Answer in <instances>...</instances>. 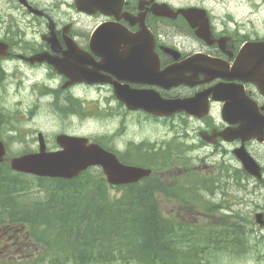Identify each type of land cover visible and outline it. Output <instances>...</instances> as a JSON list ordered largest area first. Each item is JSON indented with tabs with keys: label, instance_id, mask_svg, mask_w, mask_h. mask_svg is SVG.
I'll return each instance as SVG.
<instances>
[{
	"label": "flooded vegetation",
	"instance_id": "1",
	"mask_svg": "<svg viewBox=\"0 0 264 264\" xmlns=\"http://www.w3.org/2000/svg\"><path fill=\"white\" fill-rule=\"evenodd\" d=\"M10 3L17 13H10L9 21L0 19V25L5 24L0 28V40L7 44L0 47V102L3 98L31 99L30 108L22 110L24 117L35 118L45 109L60 115L67 123L76 118L83 124L85 93L81 89L95 87L99 94L109 91L107 101H115L127 112L138 113L146 119L185 118L198 122L199 132L207 130L212 140L208 143L201 139L202 147L234 144V150L243 141H228L219 135L227 127L234 126L225 121V91L222 93L224 99L210 92L219 85L225 88V83H232L239 100L235 101L236 109L228 101L231 108L257 117L264 125V95L254 82L242 80L245 74L235 66L239 65L242 70L251 67L250 61L255 55L247 53L240 61V52L246 43L264 41V37L253 27L246 26L250 22H240L232 15L225 17V12L221 16L217 9L225 6V0H47L45 3L10 0ZM39 7L47 14H33L34 8ZM104 24L108 28L94 35L93 32ZM68 52L81 56V52L84 53L83 60L71 56L68 75L60 73L47 61H31L33 56L47 53V57L60 64L62 58L67 59ZM86 53L93 54L99 78L104 82L91 85L84 81L73 82L79 77H69L82 73L86 56L89 57ZM124 95L132 100H147L148 97L188 100L201 95L200 100L206 102L208 113L198 117L180 110L169 116H159L143 109L127 108L121 101ZM1 103L0 138L11 155L6 163L15 156L39 152L43 145L48 151L59 150L57 136L60 133L80 135L74 130L49 135L40 125H23V119L18 116L16 124H8L5 128L8 111ZM93 110L95 108L90 112ZM119 135V131L115 132L114 139ZM104 142L126 164L152 165L147 159L154 162L167 157L175 162L179 159L178 146H165L164 140L151 144L146 140L130 139L125 152ZM254 143L259 142L249 140L245 146L250 151ZM13 144L17 147L13 148ZM168 147L173 150L168 151ZM177 169L164 168L157 172L166 185L172 186L178 181L174 178ZM156 192L166 197L183 191L165 188ZM20 234L17 229L0 231V245L1 241L5 243L3 250L16 245Z\"/></svg>",
	"mask_w": 264,
	"mask_h": 264
},
{
	"label": "trees",
	"instance_id": "2",
	"mask_svg": "<svg viewBox=\"0 0 264 264\" xmlns=\"http://www.w3.org/2000/svg\"><path fill=\"white\" fill-rule=\"evenodd\" d=\"M178 148L177 162L147 159L160 171L184 166L173 186L183 193L164 198L156 190L168 186L156 174L111 196L100 168L68 180L13 172L0 164V229L23 227L20 245L29 247L19 257H0V264H213L220 253L247 254L249 230L231 215L217 224L165 211L163 199L205 217L219 207L205 200L202 191L214 195L222 176L190 168L185 148ZM221 169L239 182L228 167Z\"/></svg>",
	"mask_w": 264,
	"mask_h": 264
},
{
	"label": "rangeland",
	"instance_id": "3",
	"mask_svg": "<svg viewBox=\"0 0 264 264\" xmlns=\"http://www.w3.org/2000/svg\"><path fill=\"white\" fill-rule=\"evenodd\" d=\"M40 2L45 3L47 0H40ZM217 12L221 16L225 12V17L232 15L240 22H250L246 23L247 27H253L259 35H264V0H225V6H219ZM10 13H17L16 10L12 9L10 0H0V19L9 21ZM4 25H0V28H4ZM81 90L83 94L85 93L86 109L91 108L90 105L95 103L101 104L102 107L107 105L106 107L112 108V110L108 113L103 111L100 113L102 115H95L93 112L85 113L83 124L72 117V120L67 123L60 115L48 113L45 109L38 116L30 119L28 116L24 117L22 110L30 108L33 103L31 99L19 101L13 98H3L2 103H0L8 111L7 122L4 127L6 128L8 124H16V116H18L23 119V125H40V129L49 135L54 136L61 130H74L80 135L89 136L92 140H104L108 144L112 143L123 152H125V146L130 139L136 142L146 140V143L151 144L164 140L166 144L185 148V154L190 158L189 165L191 168L206 174L210 173L211 176H222L218 183L219 188L214 190V195L202 191L205 200L213 201L219 207L205 217L204 213H202L203 215L196 212L189 213L187 210L177 208V206L173 207L172 203L167 202L168 204L165 205L167 212L196 222H205L211 218L217 224L225 221V214L231 215V220L240 221L245 226L244 228L249 230L248 239L252 244L250 251L245 255L240 254L239 258L229 256L225 252L224 254L220 253L218 258L216 257L217 261L213 264H264V226H260L256 222V213L264 212V183H262L264 180L259 182L253 176H244L238 172L242 166L238 158L232 153L234 144H224L222 147L211 145L202 147V142L197 136L200 135L198 122L185 118H171L164 121L146 119L138 113L127 112L115 101H107L105 98L109 97L110 94L108 90H104L100 94L95 87L82 88ZM118 131L120 135L114 139L113 134ZM2 133L12 136L7 130H2ZM16 147L17 145L13 144V148ZM250 149L264 166V144L254 143ZM226 167L230 170L229 174L240 176L239 182L232 176L225 175V170H223L222 175L220 169ZM193 192L195 193V190ZM122 193L123 190L120 188L110 191L111 196H119ZM27 246V244H17L7 250L0 249V257H19V254L29 249Z\"/></svg>",
	"mask_w": 264,
	"mask_h": 264
},
{
	"label": "water",
	"instance_id": "4",
	"mask_svg": "<svg viewBox=\"0 0 264 264\" xmlns=\"http://www.w3.org/2000/svg\"><path fill=\"white\" fill-rule=\"evenodd\" d=\"M252 49H247L244 53L251 52L255 56L252 58V66L250 69L242 70L239 65H236L237 71L255 77L256 83L259 85L262 93H264V42L252 45ZM82 56L78 53L68 52L67 59L65 60L64 67H71V56L73 58L82 59ZM243 56V55H242ZM241 56V58H242ZM63 65H57L59 70L63 69ZM86 69L83 68L81 78L88 82H94V74L98 70V66L89 57L85 59ZM87 65H93L94 69H89ZM229 88L225 87V97L229 95ZM217 96L222 98L220 92H223V88L218 89ZM121 98L127 103L129 107L138 108L143 107L146 110L158 112L157 107L152 109L151 103L144 100H132L121 96ZM151 100H155L150 98ZM160 104L165 105V108L159 109L167 113L176 110H186L202 117L207 112V107L204 108L203 102L200 100V96L194 99L181 100V101H167L156 97ZM238 107L237 105L235 106ZM225 119L233 124H238L237 127L228 128L225 132L219 135L227 140L242 139L243 142L252 138H258L264 140L262 132L264 125L260 123V119L257 117L244 115L239 111L233 110L228 103L225 105ZM206 139L211 140L210 137ZM58 142L63 147L59 151L47 152L45 146L41 147L38 153L25 154L12 159V167L15 170L32 173L39 176L48 177H62L73 178L78 176L82 171L95 165H99L103 168L105 174L108 177V181L111 184H125L139 181L140 179L149 176L152 173L150 168H144L134 165H125L119 161L117 156L106 149H104L98 143H89V139L86 137L70 136L61 134L58 136ZM235 155L241 161L243 167L252 175L257 178H262V168L257 160L249 153L244 145L234 150ZM6 153L5 145L0 140V161H3ZM257 222L264 225V213H257Z\"/></svg>",
	"mask_w": 264,
	"mask_h": 264
}]
</instances>
